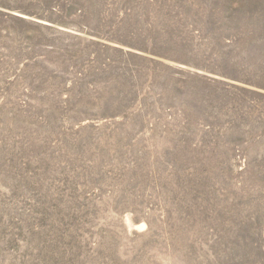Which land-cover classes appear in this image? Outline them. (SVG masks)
<instances>
[{
  "label": "rangeland",
  "instance_id": "374dc122",
  "mask_svg": "<svg viewBox=\"0 0 264 264\" xmlns=\"http://www.w3.org/2000/svg\"><path fill=\"white\" fill-rule=\"evenodd\" d=\"M0 264H264V0H0Z\"/></svg>",
  "mask_w": 264,
  "mask_h": 264
}]
</instances>
